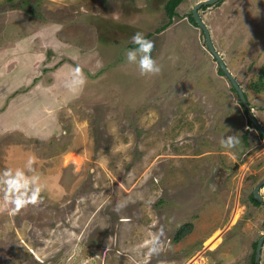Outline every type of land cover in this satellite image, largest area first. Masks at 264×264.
<instances>
[{"label": "rangeland", "instance_id": "1", "mask_svg": "<svg viewBox=\"0 0 264 264\" xmlns=\"http://www.w3.org/2000/svg\"><path fill=\"white\" fill-rule=\"evenodd\" d=\"M167 1L0 0V264H254L264 135L189 19L199 0H180L159 31ZM198 13L264 127V0ZM137 31L158 75L125 58ZM38 186L10 215L5 196ZM259 253L264 264V240Z\"/></svg>", "mask_w": 264, "mask_h": 264}, {"label": "clouds", "instance_id": "2", "mask_svg": "<svg viewBox=\"0 0 264 264\" xmlns=\"http://www.w3.org/2000/svg\"><path fill=\"white\" fill-rule=\"evenodd\" d=\"M131 41L133 44H135L137 47L134 49H125L124 55L128 63L130 64H136L139 69V74L141 76H145L148 74L151 75H158L161 72V67L157 63L156 60L152 58V50L154 48V42L150 39H148L143 33L137 31L134 32L131 36ZM75 72L77 74L81 73V70L79 67L75 69ZM78 83L82 86L85 83V80L81 78ZM220 144L222 147L226 148H235L237 145L240 144L239 137L236 136H226L221 138ZM33 160L30 158L28 161V164H32ZM10 174V169L5 170ZM20 171L17 170V177L15 179H10L8 181L10 187L13 191H19V188L23 187V184L20 181ZM41 191V188L38 186L31 195L27 194H20L18 196H15L13 198H9L7 195L5 196L4 200L6 203L13 205L9 209L10 215H15L20 212V210L25 207L28 204H36L38 202V196ZM120 206L118 205L115 209L116 211H119ZM158 241V237H155L153 239L152 244L153 247L151 248L152 252L157 251V248L155 247L156 243Z\"/></svg>", "mask_w": 264, "mask_h": 264}, {"label": "water", "instance_id": "3", "mask_svg": "<svg viewBox=\"0 0 264 264\" xmlns=\"http://www.w3.org/2000/svg\"><path fill=\"white\" fill-rule=\"evenodd\" d=\"M215 1H218V0H199V1H197L191 9L192 18L194 19L195 23L201 28V30L204 34L205 43H206L209 51L216 58L218 65H219L220 69L222 70V72L229 78L231 85L233 86L234 90L237 92L239 99H240L241 103L243 104L245 111L247 112L248 117L250 118L252 123L255 125V127L258 129V131L262 135H264V127L260 124V122L257 120L255 115L253 114L252 108L248 103L246 95L241 90L242 88L240 87V85L237 82V80L235 79V77L231 74V72L227 68L225 62L223 61L222 56L218 53V51L213 46L211 36H210V31L198 13L199 7L201 5L210 4V3H213ZM263 183H264V178L259 182V184H257L253 188V196L259 202H263V198L259 192V189ZM263 240H264V234L257 240V244H256L255 252H254V254H255L254 264H259V260H260V253L259 252L261 251Z\"/></svg>", "mask_w": 264, "mask_h": 264}, {"label": "trees", "instance_id": "4", "mask_svg": "<svg viewBox=\"0 0 264 264\" xmlns=\"http://www.w3.org/2000/svg\"><path fill=\"white\" fill-rule=\"evenodd\" d=\"M180 2V0H168L164 6V9L168 15V21L163 24V26L159 27L157 30H162L164 29L167 25L170 24L171 22V18L172 16L175 14V6ZM189 19L194 23V19L192 18V15L191 13H189ZM134 47H136L135 44H133ZM220 71H222L220 69ZM257 87L256 89H260V88H263L264 87V66L262 67L261 71H260V74L258 76V79H257V83H256ZM189 230V227L186 228L185 226H182L181 228H179V230L177 231V233L181 236L183 235L184 233H186L187 231Z\"/></svg>", "mask_w": 264, "mask_h": 264}, {"label": "crops", "instance_id": "5", "mask_svg": "<svg viewBox=\"0 0 264 264\" xmlns=\"http://www.w3.org/2000/svg\"><path fill=\"white\" fill-rule=\"evenodd\" d=\"M20 77H21V75H20ZM10 80L12 81V82L10 81L11 83H14V84L18 83V84H20V80H18V82H17L15 79H10ZM11 85H12V84H11ZM54 85H55L56 87H59V86H60L59 84L57 85L56 83H55ZM54 85H52V86H54ZM72 85H74V84L69 83V84L67 85V87L70 88ZM47 87H48V86H45V87H44V85H43V86H42V89L45 90ZM56 87H55V88H56ZM68 88H62L61 91L64 92V91L67 90ZM45 91H47V90H45ZM47 92L54 93V90H53V89H48ZM55 93H56V92H55ZM59 95H60V97H61L62 93H60V92L58 91V92H57V96H56V98H57L56 100H57V101H58V100L60 101V99H61V98L58 97ZM66 156H67V159H68L69 161L75 162L76 164L78 163V162H77L78 157H77V155H75L74 153H72V152H67V153H66ZM78 164H79V163H78Z\"/></svg>", "mask_w": 264, "mask_h": 264}, {"label": "flooded vegetation", "instance_id": "6", "mask_svg": "<svg viewBox=\"0 0 264 264\" xmlns=\"http://www.w3.org/2000/svg\"><path fill=\"white\" fill-rule=\"evenodd\" d=\"M167 26H168V25H167ZM167 26H166V27H167ZM232 87H233V86H232ZM233 90H234V89H233ZM234 91H235V90H234ZM242 105H243V104H242ZM259 191H260V189H259ZM251 194L253 195V190H252Z\"/></svg>", "mask_w": 264, "mask_h": 264}]
</instances>
